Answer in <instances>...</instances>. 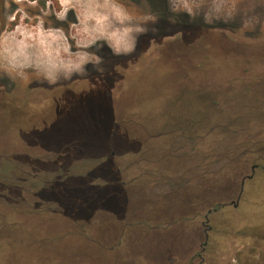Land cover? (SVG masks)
Wrapping results in <instances>:
<instances>
[{"label":"rangeland","instance_id":"obj_1","mask_svg":"<svg viewBox=\"0 0 264 264\" xmlns=\"http://www.w3.org/2000/svg\"><path fill=\"white\" fill-rule=\"evenodd\" d=\"M43 1L0 0V40L67 2ZM151 4L162 19L130 56L102 53V75L49 86L0 71V167L28 177L31 206L73 214L47 232L94 233L31 242L0 224V264H264V26L169 24L165 0Z\"/></svg>","mask_w":264,"mask_h":264},{"label":"clouds","instance_id":"obj_2","mask_svg":"<svg viewBox=\"0 0 264 264\" xmlns=\"http://www.w3.org/2000/svg\"><path fill=\"white\" fill-rule=\"evenodd\" d=\"M165 5L169 24L186 16L204 24L238 19L242 28L264 26V0H165ZM161 19L151 0H67L48 27L41 21L0 40V71L11 79L35 77L49 86L86 78L90 69L102 75V53L130 56L149 25Z\"/></svg>","mask_w":264,"mask_h":264},{"label":"trees","instance_id":"obj_3","mask_svg":"<svg viewBox=\"0 0 264 264\" xmlns=\"http://www.w3.org/2000/svg\"><path fill=\"white\" fill-rule=\"evenodd\" d=\"M33 1H40L42 2V4H45V1L43 0H33ZM250 149H246L245 150H239L236 149L237 152L246 155L247 157L251 158L253 155L258 153V150L252 147H247ZM107 156H110L107 154ZM3 161V162H2ZM2 166L0 167V185H2V187H4V189L6 190V193L1 192L0 190V211H2V213L0 212V224H2L4 227L11 225L13 227H16L15 225L18 223V225H21L24 229L28 230V234L25 235V237L28 239H31V242H42V241H59L57 239H65L66 241L69 240L68 234H77V235H82L84 237H86V239H91L90 235H93V231L91 228H89L90 223L86 222L85 224L81 225V226H73L76 229H70L69 230H51L50 232L46 231V227H53V226H57V224L59 222L56 220L57 218H61V219H67L70 220V216L68 215H73V214H67L65 211V209H62L63 204H59V206L57 207V211L56 213H52V209H50V207H46L45 209L42 210L38 209V205L37 206H31L30 202L25 198V194L27 192H29L30 190L26 187V185H24L25 182H27L28 177H19V179H16V177L14 176L15 172H16V167L15 165H13L12 163L8 162V160H6L4 162V160H2ZM9 165H13L14 168L11 169V172L9 171ZM110 162L107 165H104L103 169L100 171L102 174V177L106 178V180L109 181V178H112L117 170L113 169L112 166H110ZM33 180V179H32ZM34 181V180H33ZM34 183V182H33ZM111 184V183H110ZM1 187V186H0ZM101 189V188H100ZM29 190V191H28ZM223 191L222 188L218 189V188H212L211 192L213 195H215V193L219 194L220 191ZM100 190H98V188H95L94 192H99ZM85 191L81 192V195H89L88 193L83 194ZM217 194V195H218ZM118 196L116 194V192H113V194L111 193L108 197V199H111V197H116ZM37 197V195H36ZM132 199V198H131ZM46 202V201H44ZM46 206L49 205V203H44ZM91 203H89L90 205ZM44 205V206H45ZM78 205V204H77ZM88 205V206H89ZM93 205V204H91ZM61 206V207H60ZM68 207L71 208L72 205H67ZM219 207V205L217 206ZM27 212V213H26ZM72 212H78V209L72 211ZM35 214L38 217H34ZM25 217V218H24ZM85 220H87V218H85ZM81 223V222H80ZM91 226V225H90ZM3 227V228H4ZM71 227V228H73ZM80 227V228H79ZM57 228V227H55ZM45 230L46 233L44 234H37L36 232H34L35 230ZM54 231V232H52ZM14 239V237H10V240Z\"/></svg>","mask_w":264,"mask_h":264},{"label":"flooded vegetation","instance_id":"obj_4","mask_svg":"<svg viewBox=\"0 0 264 264\" xmlns=\"http://www.w3.org/2000/svg\"><path fill=\"white\" fill-rule=\"evenodd\" d=\"M254 168H255V167H254ZM249 178H252V175H250ZM244 180H246V178H244ZM244 182H245V181H244ZM244 182H243V183H244ZM243 183H242V190H244ZM241 193H242V192H241ZM211 211H212V210L210 209V210H209V213H210ZM207 218H208V216H207Z\"/></svg>","mask_w":264,"mask_h":264}]
</instances>
